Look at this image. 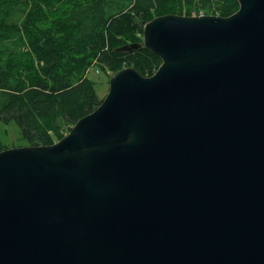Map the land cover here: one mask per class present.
<instances>
[{
    "label": "water",
    "instance_id": "water-1",
    "mask_svg": "<svg viewBox=\"0 0 264 264\" xmlns=\"http://www.w3.org/2000/svg\"><path fill=\"white\" fill-rule=\"evenodd\" d=\"M143 28L53 144L0 151V264H264V0Z\"/></svg>",
    "mask_w": 264,
    "mask_h": 264
},
{
    "label": "trees",
    "instance_id": "trees-1",
    "mask_svg": "<svg viewBox=\"0 0 264 264\" xmlns=\"http://www.w3.org/2000/svg\"><path fill=\"white\" fill-rule=\"evenodd\" d=\"M238 8V0H0V121L16 122L26 145L53 144L103 101L92 66L112 75L158 69L162 59L146 47L117 50L142 41L147 22Z\"/></svg>",
    "mask_w": 264,
    "mask_h": 264
},
{
    "label": "rangeland",
    "instance_id": "rangeland-1",
    "mask_svg": "<svg viewBox=\"0 0 264 264\" xmlns=\"http://www.w3.org/2000/svg\"><path fill=\"white\" fill-rule=\"evenodd\" d=\"M88 75L95 81V87L100 97L104 98L109 91L112 73L100 70L97 66H92L88 71ZM0 134L7 148L24 146L27 143L20 133L19 126L14 121L10 123L0 121Z\"/></svg>",
    "mask_w": 264,
    "mask_h": 264
},
{
    "label": "built area",
    "instance_id": "built-area-1",
    "mask_svg": "<svg viewBox=\"0 0 264 264\" xmlns=\"http://www.w3.org/2000/svg\"><path fill=\"white\" fill-rule=\"evenodd\" d=\"M206 13L204 11H198L194 12L192 15H205Z\"/></svg>",
    "mask_w": 264,
    "mask_h": 264
},
{
    "label": "bare ground",
    "instance_id": "bare-ground-1",
    "mask_svg": "<svg viewBox=\"0 0 264 264\" xmlns=\"http://www.w3.org/2000/svg\"><path fill=\"white\" fill-rule=\"evenodd\" d=\"M88 38V37H87Z\"/></svg>",
    "mask_w": 264,
    "mask_h": 264
}]
</instances>
